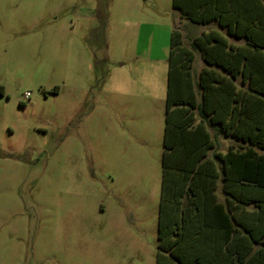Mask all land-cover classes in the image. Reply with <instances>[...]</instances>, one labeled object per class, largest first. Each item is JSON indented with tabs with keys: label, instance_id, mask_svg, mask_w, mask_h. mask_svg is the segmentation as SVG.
<instances>
[{
	"label": "rangeland",
	"instance_id": "rangeland-1",
	"mask_svg": "<svg viewBox=\"0 0 264 264\" xmlns=\"http://www.w3.org/2000/svg\"><path fill=\"white\" fill-rule=\"evenodd\" d=\"M178 16L172 0H0V264H155Z\"/></svg>",
	"mask_w": 264,
	"mask_h": 264
},
{
	"label": "trees",
	"instance_id": "trees-1",
	"mask_svg": "<svg viewBox=\"0 0 264 264\" xmlns=\"http://www.w3.org/2000/svg\"><path fill=\"white\" fill-rule=\"evenodd\" d=\"M172 6L181 20L215 28L190 38L189 47L175 22L170 34L155 264H264V0H172ZM196 54L205 67L195 77ZM217 134L245 146L221 153ZM211 205L217 242L202 246L212 258L188 259L181 252L201 244L185 234L190 226L171 238L179 213L209 230Z\"/></svg>",
	"mask_w": 264,
	"mask_h": 264
},
{
	"label": "crops",
	"instance_id": "crops-1",
	"mask_svg": "<svg viewBox=\"0 0 264 264\" xmlns=\"http://www.w3.org/2000/svg\"><path fill=\"white\" fill-rule=\"evenodd\" d=\"M176 15H180L178 11H175ZM180 19V18H179ZM183 21V30H182V35L183 37H195V36H199L201 35L203 32H207L212 28H215L214 24H209V25H196V24H192L186 20H182ZM175 22V21H174ZM174 22H173V26H174ZM200 58V62L202 64L201 69L203 67H205V64L203 62V60L201 59L199 54H196V57ZM196 60V59H195ZM200 69V70H201ZM200 70L197 71V69H194V73H195V77L196 75L200 72ZM237 84L239 83V80L236 81ZM234 123V121H233ZM244 126V124H243ZM211 140H212V146L215 145V129L214 126L211 127ZM216 140L219 144V152L221 153H225L227 151V148L230 145H237V144H242L243 146H245V142H240L239 140L235 139V138H227L226 136H224L223 134H217L216 136ZM248 145V144H247ZM213 153H214V148L211 149L210 151V158L213 159ZM216 196H217V201H223V195L221 192V184L218 182L217 184V189H216ZM212 210H216L215 207H213L211 205L210 208V221H209V226L210 229L208 230L206 224H203V222L200 220V222L198 223L197 220L195 219V216L193 217H189L188 215H185V220L186 222H184L182 220L183 214H181V212L179 213L178 219L179 223H178V227L176 228V232H174V234L172 235L171 238H177V236H179L180 234L184 233V227H188L190 226L191 229V233H185L187 236H189L192 240L194 239H198L200 240V244L201 247L198 249V251H195L194 249L192 250H188V251H182L181 254L184 257H187L188 259H196V258H204V259H210L212 258V249H210V251L207 249V246H202V243H206V244H211L214 240V243L217 242V236H218V231H217V222L215 218H213V214H212ZM192 212H196L194 209L192 210ZM191 218V221L189 220ZM193 219V220H192ZM157 228H158V223H157ZM197 228H200V230H197ZM203 232H205V235H203ZM210 254V255H209ZM174 263L177 264V262L174 261Z\"/></svg>",
	"mask_w": 264,
	"mask_h": 264
}]
</instances>
